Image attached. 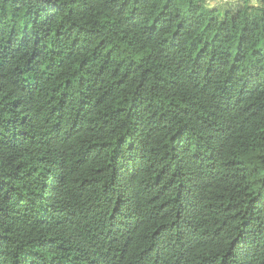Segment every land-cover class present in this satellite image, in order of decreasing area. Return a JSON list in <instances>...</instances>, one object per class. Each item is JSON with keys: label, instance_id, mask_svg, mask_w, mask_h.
I'll return each mask as SVG.
<instances>
[{"label": "trees", "instance_id": "1", "mask_svg": "<svg viewBox=\"0 0 264 264\" xmlns=\"http://www.w3.org/2000/svg\"><path fill=\"white\" fill-rule=\"evenodd\" d=\"M0 0V264H264V0Z\"/></svg>", "mask_w": 264, "mask_h": 264}, {"label": "rangeland", "instance_id": "2", "mask_svg": "<svg viewBox=\"0 0 264 264\" xmlns=\"http://www.w3.org/2000/svg\"><path fill=\"white\" fill-rule=\"evenodd\" d=\"M219 3L222 2V0H217ZM248 2H253V3H257L258 0H227V3H225V6H229V5H233L234 3H238L239 5H244Z\"/></svg>", "mask_w": 264, "mask_h": 264}]
</instances>
